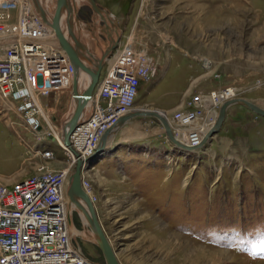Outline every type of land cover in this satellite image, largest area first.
Segmentation results:
<instances>
[{
  "label": "rangeland",
  "instance_id": "374dc122",
  "mask_svg": "<svg viewBox=\"0 0 264 264\" xmlns=\"http://www.w3.org/2000/svg\"><path fill=\"white\" fill-rule=\"evenodd\" d=\"M95 1L113 15L121 46L143 52L150 63L151 76L140 80L135 110L155 108L169 119L197 93L207 99L214 89L227 87L264 108V0ZM33 2L56 11V0ZM77 17L87 50L100 55L110 44L104 21L85 0ZM64 70L62 88L42 100L48 106L43 115L62 136L74 105L70 65ZM238 100L229 104L222 127L200 156L185 153L157 117L145 115L130 119L140 120L144 137L129 138L128 126L84 165L90 190L81 179L82 186L120 264H264V255L252 254L264 248V115ZM220 105L207 102L204 111L212 118ZM42 122L43 129L49 127ZM40 136L56 154L47 164L63 167L67 157L56 138ZM35 140L16 104L0 96V184L12 186L36 174L45 159L36 153ZM70 210L73 227L82 233L74 236L76 243L107 264L84 214L72 205Z\"/></svg>",
  "mask_w": 264,
  "mask_h": 264
},
{
  "label": "built area",
  "instance_id": "2783aa9c",
  "mask_svg": "<svg viewBox=\"0 0 264 264\" xmlns=\"http://www.w3.org/2000/svg\"><path fill=\"white\" fill-rule=\"evenodd\" d=\"M3 1L8 3L10 0ZM19 29L23 35L27 34L30 38H33L39 44L37 45L39 49L33 53L28 51L24 53L21 49L29 44H20L21 39L18 40L20 34L18 28L0 22L1 34L4 36L6 43L10 45L6 51V56L0 57V92L20 99L21 104L18 109L21 113L22 110H25V115L29 118L27 120L28 125L33 137L36 139L34 143L37 146L36 153L46 159L39 164L36 174L28 176L12 186L0 184V262L9 264V261L13 259L17 263L23 262L24 264H94L92 260L85 258V255L82 256L84 259L81 258V255L71 246L68 247L67 251H62V256L54 252L61 244L68 242L65 230V206L63 205L60 184L62 182L60 175L65 174L67 171L65 169L54 171L55 168L50 167L46 162L47 158L52 159V157H55V153L51 147L48 148L45 139L40 142L39 138H41V133L53 134L54 130L52 127L51 129L49 127L43 129L44 123L41 120L40 102L26 86H22L27 84L29 80H20V77L15 75V65L19 61L21 66L36 65L38 68L43 69L47 67L46 61H48L47 65L56 63L45 51V49L54 48L55 45L50 41L46 31L39 32L37 36L28 34L33 32L36 35L37 30L31 22L28 30H24L23 27H19ZM8 33L11 36L6 38L5 36ZM119 55L118 63L110 65L107 76L101 80L104 86L101 89V99H98L95 103L96 110L71 131L69 143L62 141V133L56 139L61 142L64 149L69 153V157L74 156V153H79L83 158L95 154L103 133L135 101L138 91L135 86L139 84L141 79H148L151 76L152 71L150 63L147 62L148 60L140 57L133 60V56L129 57L127 51L119 53ZM125 60L130 61V64L137 71H124L119 63H124ZM57 62L61 63L63 60L60 58ZM50 71L53 76L51 78L55 80V83L54 85L46 84L43 93L61 89V86L56 83V79L61 73L56 68L50 69ZM111 76L117 77L120 83L111 82L109 80ZM121 83L125 86H122ZM227 88L231 89L232 87ZM214 92H216L215 89L210 95H206L207 98L211 94L214 95ZM199 99L204 98L201 95H195L192 101L188 103L190 109L185 114L175 112V117L190 122L189 120L197 114L196 112L204 111V107L200 108L196 105V101ZM47 124L58 127L50 119L47 120ZM191 142L192 144H200L202 141L193 139ZM65 176L68 175L65 174ZM22 217H24V221H21ZM40 257H43L44 260ZM48 257L50 259H47Z\"/></svg>",
  "mask_w": 264,
  "mask_h": 264
},
{
  "label": "bare ground",
  "instance_id": "6f19581e",
  "mask_svg": "<svg viewBox=\"0 0 264 264\" xmlns=\"http://www.w3.org/2000/svg\"><path fill=\"white\" fill-rule=\"evenodd\" d=\"M43 1H45V0H43ZM85 1L91 3V5L94 7L96 15L100 16L98 18L99 19L101 18V20H103L105 23V28L103 30L106 32V35H110V38H109L110 44L107 46V48L105 50L103 49V52L100 55H94L91 52H89V50H87L85 44L83 43V41L81 39L83 27H82V24H81L79 18L77 17V7L79 6V4H81L83 2V0H70V3L68 2V0H63L61 2V4L59 3V0H56L57 7H56L55 13L54 12L51 13L50 11L47 12L44 9H40L41 7L40 8L35 7L33 0H10V1H8V3H5L3 0H0V22L5 23L6 25H10V26H16L18 28V31L20 32L18 40L21 39L20 44H24V45L27 43L29 44V45H26L25 47H23L21 49L24 53H26L25 51H28L29 53H33L39 49V47L37 46L39 44L37 42H35L33 38H30L29 35H27V34L23 35L19 29V27H23L24 30H28L30 22L35 26V29L37 31H36V35H34L33 32H29L28 34H30L32 36H37L39 34V32L46 31V34L50 38V41H52V44L55 45V46H53L54 48L45 49V51H46V54L51 56L53 61H55L56 63H52V64L49 63L47 65L48 61H46L47 67H45L43 69L38 68L36 65L21 66L19 61L15 65L16 69H18V70L15 69V75L17 77H20V80H25V79L29 80V81H27L28 82L27 84H23L22 86H26L28 88V90L30 91V93L32 95H34V97L36 99H38L40 102L41 110H42L41 120L43 119L47 123V118L43 115V107H42V103H41L42 99L44 97H48L52 92H54V91H51L48 93L42 92L43 89L45 88L44 86L46 84H53L54 85V83H55V80L51 78L53 76L51 75L50 69L56 68L57 71H59L61 73V75L56 79V83H58V85H59L60 83L63 82L65 73H67L64 70L65 65H67L66 63L68 62L69 63L68 65H70V68L72 71V79H73L72 80V85H73L72 93L74 96V105H73L72 112L69 115V117L72 116L75 109L77 108V105H78L77 103H79V99H80L79 95L83 94L84 91L86 89H88L92 79L94 78V72L97 71V73H99L98 79H97L93 89L91 90L90 95L84 99V102H83V100H81L83 102V105H82V107L78 113V117L76 120L77 124L75 127H73V129H75L78 125H80L82 122H84V119L91 116V113L94 110H96L95 103L98 99H101V89L104 86L102 84L101 80H102V78H105L107 76L108 67L110 65H114V64L118 63L119 56H120L119 53H122V52L124 53L127 51V54L129 55V57L133 56V60H135L136 57H140L142 59L144 58L145 60H147V56L143 52H138L132 46H124V47L121 46L120 41H119V32H118V29L115 27L114 20L112 19V16H113L112 14H108L107 12H103L101 10V8L99 7V4L95 0H85ZM42 5H43V3H42ZM48 5H50V4L48 3ZM67 5H70V12L71 13H68ZM49 14H50V16H49ZM6 22H8V23H6ZM95 29H96V27H95ZM112 30L113 31L115 30L116 38H113ZM75 31L77 32L78 37H76ZM95 32H96V30H95ZM95 32L92 33V36L96 40H98L97 39L98 37H97ZM1 33H2V31H0V57H5L6 51L10 47V45L8 43H6V40L4 39V36ZM53 33H55L54 37H53ZM10 36H11V34L8 33V34H6L5 37L7 38ZM51 36H52V38H51ZM68 38L71 39L70 42H69ZM99 42H98V44H99ZM117 45H118V47H117ZM116 47H117V49L114 50ZM82 50L86 55L82 52ZM109 55H110V57H108ZM111 55H113V57ZM73 57H75V58L77 57L78 60H80L82 65H78L76 63V61L73 59ZM60 58L63 60V62L58 63L57 61ZM107 59H109L110 62L104 68ZM205 62H207V61H205ZM119 64L123 67V70L126 72H136L137 71V69L132 64H130V61L127 62V60H125L124 63H119ZM20 69H22V70H20ZM103 71H104V73H103ZM78 80H83L85 86L78 85L79 84ZM109 80L111 82H114V83H120L119 79L115 76L109 77ZM140 82L137 86H135V89L138 90L136 97L134 99L135 101H133L132 105L125 112H123L113 124H111L109 126L108 129H110V130H109V133L105 139V147H103L101 149L108 148V144L112 142L111 139L114 136V134H113L114 131L120 125H124L127 121H129L130 119H132L135 116H145V115L148 116V115H150V114H137V113H135L136 111H142V110H135V104H136V100H137L139 90H140V84H141ZM121 85L125 86V84H123V83H121ZM126 85L131 86L130 84H126ZM61 88H62V86H61ZM95 89H96V93L94 92ZM215 90H216V92H214V95L211 94V96L208 97L207 99L197 100L196 105H198V107H200V108H203V107H205V104L207 102L214 103L217 101L222 105L225 101L232 100V103L233 102L236 103L239 101V100H237V98H239V97H235V95H233V94H236V92L232 88L231 89L227 88L226 90H224V89L221 90V88H216ZM93 93H94V96H93ZM197 94L201 95V97L204 98L203 94H201V93L200 94L197 93ZM0 96L2 99L5 98V99H7V101L14 102L16 104V110L19 113H21V111L18 109L20 104H21L20 103L21 101L19 98L14 97L10 94L4 95L1 92H0ZM240 99L245 102L243 104L247 103L246 105L249 106L248 104H249L250 100L248 101V100H246V98H240ZM92 101H93V105L91 107ZM4 102L5 101L3 100V103ZM90 107H91V109H90ZM189 109H190V106L187 103L185 105V107H182L181 109L174 111L173 115H171V117L169 118V119H171L172 123L169 121L167 116H165V114L162 111L158 110L160 112V115H164L165 119L169 122V124L171 126L173 134L175 132V134H176L175 137L183 145H180L178 143L176 144V142H174V144H176L180 149L181 148L185 149L186 151L183 150L185 153H191V152H196V151L202 150V148L206 145L207 142L210 141L212 135L214 134V133L211 134V136H209L205 139V136L207 135L208 131L216 124L217 118L219 116L218 115L219 111L218 112L214 111V116L210 120V118H209L210 113L209 112H206V111H202L200 113L196 112L197 114H195V116L189 120L190 122H188L185 120H179L174 115L175 112L185 114ZM143 110H148V109H143ZM88 112H89V114L87 115ZM21 115H22L23 120L26 122V126L29 127V125H28L29 123L27 121V120H29V118L25 115V110H22ZM150 116H155V115H150ZM155 117H157V116H155ZM157 118L164 125L163 121L159 117H157ZM69 120H70V118H69ZM223 121H222V123H223ZM48 126H49V129H51V127H52L54 130V131L52 130L53 134H48V136H54L56 139L59 138V135L56 132H58V133H60V132L55 128V126L50 125V124H48ZM68 126H69V122L66 123V126L63 129V133H65L64 131L66 130V128H68ZM87 126H88V124H87ZM164 128L166 131L165 125H164ZM200 131H201V134H200ZM48 136H45V137H48ZM61 139L64 142L63 136ZM193 139L194 140H201L202 142L200 144H192L191 141ZM204 140H206V141H204ZM56 141H57V144L61 147V149L63 150L64 154L67 157L65 165L61 168H55L54 171H60L62 169H65L67 171L65 174L68 175L67 177L65 176V174L60 175V180H62V182L60 183L61 184V190H62L61 196H62V200H63V205L65 206V215H66L65 230L67 233L68 242L66 244H61V246L56 248L54 250V252L57 253V255L62 256L63 255L62 251H67L68 247L71 246L81 255V258L84 259V257H85L88 260L89 259L92 260L94 262V264H99L97 261H95L92 257L87 255L82 250V248L80 247V245L78 243H76V240L74 238L75 235L77 236V235L81 234V236H82V233L73 227L74 221H73L72 210H70L71 205L73 208L77 209L82 215L84 214V217H82V218L86 224H89L87 226L90 230L93 231L92 234H94L96 236L95 241L98 243L100 240L99 235L94 231V228H93L94 224L92 222L93 221L92 212L90 210V207L88 205L86 198L83 197V195L80 194L79 192H77L76 190H72L70 188V184L72 182V176L74 173V172L72 173L71 169H74V167L77 165L78 160L82 159L83 163L81 166L80 176H81L84 188H86V190H90V188H89L90 186L88 187L84 184V181H86V180L83 181L82 172L84 169V165L86 166V165L90 164L91 160L93 158H95V154L98 151H101V149L96 151L95 154H90V156H88V158L87 157L86 158L81 157L79 153H74L75 154L74 156L69 157V153H67V151L64 149L61 142L58 140H56ZM187 146H189V147L187 148ZM55 158H56V154H55V157H52V159H55ZM48 160H51V159L47 158L46 162H48ZM70 170H71V172H70ZM81 179H80V181H81ZM82 182H81V186H82ZM87 192L88 191H86V193ZM87 195H88L90 201L92 202L96 216L99 219L95 205H94L89 193H87ZM21 221H24V217L21 218ZM99 222H100V220H99ZM101 226H102V224H101ZM102 228H103V226H102ZM104 232H105V230H104ZM83 234H84V232H83ZM105 234H106V232H105ZM107 238H108L110 244L112 245L108 236H107ZM114 250H115V248H114ZM115 253L117 255L116 251H115ZM103 254H104V252H103ZM83 255H85V256L82 257ZM40 258L42 260H44L43 257H40ZM117 258H118V255H117ZM47 259H50V258L48 257ZM118 260H119V258H118ZM119 262H120V260H119ZM0 264H2V263L0 262ZM9 264H24V263L23 262L17 263L15 260L12 259L9 261ZM107 264H108V262H107Z\"/></svg>",
  "mask_w": 264,
  "mask_h": 264
},
{
  "label": "water",
  "instance_id": "95a60500",
  "mask_svg": "<svg viewBox=\"0 0 264 264\" xmlns=\"http://www.w3.org/2000/svg\"><path fill=\"white\" fill-rule=\"evenodd\" d=\"M62 1L63 0H59V3L61 4ZM73 59L76 61V63L78 65H82L80 60H78L77 57L76 58L73 57ZM98 74L99 73H97V71L94 72V78L92 79L88 89H86L83 94L79 95V98H80L79 99V103H77L78 104L77 108L75 109L74 113L72 114V116L70 117V120H69V126H68L69 129L66 128V130L64 131L65 133L63 135V138H64V141L66 143L70 142V133H71L73 127H75L76 124H77L76 120H77V117H78V113H79V111H80V109H81V107L83 105L84 99L87 98L90 95L91 90L93 89V87H94V85H95V83H96V81L98 79ZM238 99H240V98H237V100ZM81 100H83V102ZM246 100H248V99H246ZM242 102H244V101H242ZM231 103L232 102L230 100V101H225L221 105L219 116L217 118L216 124L208 131L207 135L205 136V139L207 137L211 136V134L215 133L216 130H219V128L221 127L222 121L225 118V115H226V112H227V107ZM248 105L250 106V108H252L257 113L264 115V108L261 107L260 105H257L256 103L251 102V101H249ZM135 113H137V114H150V115H155V116L159 117L163 121V123H164V125L166 127V133H167L168 137L173 142H176V144L178 143L180 145H183V144H181L178 141V139L173 134L171 126H170L169 122L165 119L164 115H160V112L157 109L154 108V109L136 111ZM109 130L110 129H108V130H106L104 132V134H103V136H102V138L100 140V143L98 144L97 151L100 150L101 148L105 147V139H106V137H107V135L109 133ZM204 141H206V140H204ZM188 147L189 146H187V148ZM82 163H83V160L79 159L78 162H77V165L75 166V171H74L73 176H72V182L70 184V188L72 190H76L77 192L82 194L83 197H85L87 202H88V205L90 207V210L92 212V217H93V221H92L93 224H94L93 228H94V231L99 235L100 240H99L98 244L100 245L102 251L104 252L106 261L108 262V264H120V262H119V260L117 258V255L115 253V250H114L113 246L110 244V242H109V240L107 238V235L105 234V232H104V230H103V228L101 226V223L99 222V219L96 216V213H95V210H94V206H93L92 202L90 201L86 191L81 186L80 172H81Z\"/></svg>",
  "mask_w": 264,
  "mask_h": 264
},
{
  "label": "crops",
  "instance_id": "0c3cea01",
  "mask_svg": "<svg viewBox=\"0 0 264 264\" xmlns=\"http://www.w3.org/2000/svg\"><path fill=\"white\" fill-rule=\"evenodd\" d=\"M82 32H83V28H82ZM54 35H55V33L53 34V37H54ZM75 35H76V37H78V34H77V32L75 31ZM84 37H85V35H84ZM51 38H52V36H51ZM82 38H83V34H82ZM81 38V39H82ZM68 40H69V42H70V40L71 39H69L68 38ZM82 52H83V50H82ZM84 53V52H83ZM85 54V53H84ZM86 55V54H85ZM79 81V84L78 85H81V86H85V84H84V81L83 80H78ZM63 82H64V79H63ZM61 88V87H60ZM55 92H59V90H56V91H54V92H52L51 94H50V96H52V94L53 93H55ZM49 96V97H50ZM48 97V98H49ZM47 99V98H46ZM43 100V99H42ZM42 103V107H44V108H48V106H45V104H44V101H42L41 102ZM92 103H93V101H92ZM91 106H92V104H91ZM246 115H250V114H248V112H246ZM237 119H240V117H238ZM132 125V126H131ZM140 125H142V123L140 122V120L139 119H137L136 118V120H134V121H132V120H130V121H128L127 123H125L124 125H120L115 131H114V136L112 137V139H111V141L113 142L114 141V138H115V135L117 134V133H119L120 131H123L124 133L125 132H127V130H128V126H130L131 128H132V130H130L131 132L130 133H127L128 134V137L130 138V137H144V135H146L145 133H143L142 132V129L141 128H138V127H140ZM133 126H134V128H133ZM136 127V128H135ZM140 129V130H139ZM148 134V133H147ZM126 135V134H125ZM211 138H213V136L211 137ZM210 141H211V139H210ZM209 141V142H210ZM221 141L223 142H226L227 143V141L225 140V139H221ZM111 142V143H112ZM111 143H109L108 144V146H110L111 145ZM200 153H202V150H200V151H196L195 152V155H199L200 156ZM209 163H210V161H209ZM195 166V165H194ZM59 168V167H58ZM189 174V173H188ZM187 175V174H186ZM185 176V175H184ZM217 176H219V173L217 172L216 173V176H215V179L217 178ZM214 179V180H215Z\"/></svg>",
  "mask_w": 264,
  "mask_h": 264
},
{
  "label": "snow or ice",
  "instance_id": "6c2138e0",
  "mask_svg": "<svg viewBox=\"0 0 264 264\" xmlns=\"http://www.w3.org/2000/svg\"><path fill=\"white\" fill-rule=\"evenodd\" d=\"M253 255H264V248L256 249L252 252Z\"/></svg>",
  "mask_w": 264,
  "mask_h": 264
}]
</instances>
